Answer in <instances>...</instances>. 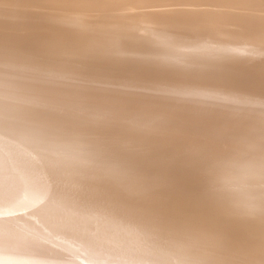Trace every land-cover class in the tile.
Listing matches in <instances>:
<instances>
[{
    "label": "bare ground",
    "instance_id": "6f19581e",
    "mask_svg": "<svg viewBox=\"0 0 264 264\" xmlns=\"http://www.w3.org/2000/svg\"><path fill=\"white\" fill-rule=\"evenodd\" d=\"M0 264H264V0H0Z\"/></svg>",
    "mask_w": 264,
    "mask_h": 264
}]
</instances>
